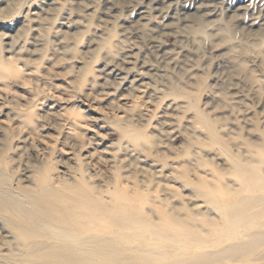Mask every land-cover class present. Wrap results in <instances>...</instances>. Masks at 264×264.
Listing matches in <instances>:
<instances>
[{
    "label": "rangeland",
    "instance_id": "374dc122",
    "mask_svg": "<svg viewBox=\"0 0 264 264\" xmlns=\"http://www.w3.org/2000/svg\"><path fill=\"white\" fill-rule=\"evenodd\" d=\"M262 157L264 0H0V206L60 190V207L81 201L102 226L127 221L110 229L120 243L110 264H138L141 249L154 258L143 264L201 260L239 234L214 246L179 233L176 250L141 233L178 227L165 214L203 234V216L219 220L225 233L216 207L264 193ZM262 208L245 228L264 227ZM4 219L0 207V264ZM212 264H264V245Z\"/></svg>",
    "mask_w": 264,
    "mask_h": 264
},
{
    "label": "bare ground",
    "instance_id": "6f19581e",
    "mask_svg": "<svg viewBox=\"0 0 264 264\" xmlns=\"http://www.w3.org/2000/svg\"><path fill=\"white\" fill-rule=\"evenodd\" d=\"M196 21L202 28V19L196 17ZM260 162L264 164V157L260 159ZM83 189L80 188L79 191L81 192ZM48 192L50 191L42 189L39 194L30 193L27 198L31 200V208L20 207L18 199H15V203L11 202L12 204L10 205L0 206L4 214L5 226L8 228L11 236L10 239L5 240L10 251V262L7 264H110L109 257L114 260L117 258L114 254L110 255L108 253L118 250L120 246L116 235H113L110 229H118V233H120L119 230H127L126 228L129 226L127 221L119 219L118 223L102 226L99 224V218L89 212L88 208L81 201L74 205L60 207L57 199L64 194L60 190H55L53 193L51 192V196L55 199L48 201L46 199L49 195ZM83 193H87L88 201L98 205L99 196L88 194L85 191ZM263 206V192L258 194L250 192L246 195L237 194L232 201L222 203L221 205L218 204L216 209L220 210L219 214L223 216V220L227 226L225 233H220L216 229L219 225V220L215 221L202 215L204 217L203 222L207 226L202 229L205 231V235L201 230L196 228V223L191 217L189 218L192 221L187 222L184 221L185 219L180 220L175 215L165 214L166 219L169 222L171 219L174 220L173 224H176L178 227L171 226L166 229H158L150 226L143 229L141 234L146 232L152 233L154 236L162 238V240L178 244L176 250H182L184 247L182 248L180 244L184 242V239L179 233L187 236L191 235L193 243L203 240L209 241L206 236H211L213 237L212 242L214 246L220 242L221 238L229 236L231 233H238L237 237L229 239L221 248L206 252L201 260L200 258L188 259L185 257H174L173 262L167 263L162 260L163 264H184L185 262L187 264H212L223 256L232 259L237 255L264 245V227L258 228L259 225L244 227L248 223H251V221L262 217ZM59 209L64 210L62 211L64 213L63 217H58L54 213V211ZM83 219H86L87 222ZM47 224L55 225L70 236L73 234L77 237V240H52L43 231L44 225ZM219 245L221 244L217 246ZM154 250V253L158 256L157 260L166 254L163 252L159 253L156 249ZM141 251L144 252V256H139L140 261L138 264H143V261H154V258H151L150 255L152 250L141 249ZM47 252H53L54 256L51 259L41 260L40 257H42L43 253L46 254ZM134 259L137 260V258ZM115 264L121 263L115 262Z\"/></svg>",
    "mask_w": 264,
    "mask_h": 264
}]
</instances>
